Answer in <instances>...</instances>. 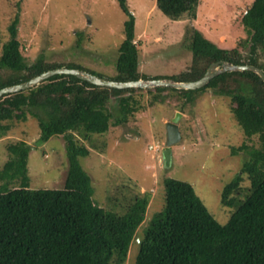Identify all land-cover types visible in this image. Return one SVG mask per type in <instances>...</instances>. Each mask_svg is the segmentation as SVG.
I'll list each match as a JSON object with an SVG mask.
<instances>
[{"label": "trees", "instance_id": "obj_1", "mask_svg": "<svg viewBox=\"0 0 264 264\" xmlns=\"http://www.w3.org/2000/svg\"><path fill=\"white\" fill-rule=\"evenodd\" d=\"M126 1L116 0L126 20L124 39L117 47V77L110 81L191 82L219 61L255 66L264 73V0H253L241 16L246 39L239 46L248 48L246 55L236 48L219 49L192 29L190 67L177 76L149 78L137 71L134 18ZM197 7L198 0H155V8L173 22L196 19ZM17 24L15 16L7 28L9 39L0 46V89L64 66L45 64L41 58L25 64ZM207 88L231 97L229 111L234 120L246 138H257L258 148L247 150L242 144L232 149L233 153L247 150L241 171L249 183L247 193L243 200L230 198L243 181L240 174L223 188L221 203L234 210L221 225L190 184L167 178L163 183L164 208L138 238L136 231L144 220L147 197H136L122 214L97 205L92 200L90 177L77 162V157L86 156L88 150L75 140L76 136L95 147L93 136L123 124L125 115L111 122L105 103L111 96L135 90L97 87L74 76L55 75L34 88L3 95L0 138L10 130V123L25 122L29 115L37 119L41 142L52 136L66 139L68 170L62 189H29L26 168L30 148L23 141L6 142L8 159L0 168V264H125L133 242L137 246L133 264H264V83L251 72H226L198 90L154 91L190 103L196 92ZM164 96L154 99L163 101ZM123 102L119 101L118 111L124 114Z\"/></svg>", "mask_w": 264, "mask_h": 264}, {"label": "rangeland", "instance_id": "obj_2", "mask_svg": "<svg viewBox=\"0 0 264 264\" xmlns=\"http://www.w3.org/2000/svg\"><path fill=\"white\" fill-rule=\"evenodd\" d=\"M252 1L198 0L196 19L173 22L155 8V0H127L134 18L138 73L149 78L177 76L186 71L192 60L188 50L192 29L219 49L236 48L246 55L248 48L239 46L246 39L241 16ZM15 16L25 64L41 58L45 64L80 67L106 80L117 77V47L124 39L126 18L116 0H0V46L8 41L7 28ZM134 90L108 98L105 109L112 115L111 122L121 115L126 121L110 126L103 135L93 136L95 147L75 136L77 143L88 150L86 156L77 157V162L90 177L92 200L122 214L136 197H147L144 220L136 231L138 238L162 212L163 183L171 178L190 184L213 218L225 224L234 207L222 205L223 188L240 174L243 181L230 198L244 199L249 183L241 171L247 150L258 148L257 138H246L230 113L231 97L207 88L196 92L187 103L154 89ZM159 95H165V99H154ZM120 100H124V114L118 111ZM176 113L180 114V140L172 146L170 163L165 166L162 149L166 123ZM10 125L0 138V168L8 159L6 142L23 141L30 148L28 188L62 189L68 170L66 139L52 136L41 142L37 119L29 115L25 122ZM242 144L247 150L232 152ZM136 250L133 242L125 264L134 263Z\"/></svg>", "mask_w": 264, "mask_h": 264}, {"label": "water", "instance_id": "obj_3", "mask_svg": "<svg viewBox=\"0 0 264 264\" xmlns=\"http://www.w3.org/2000/svg\"><path fill=\"white\" fill-rule=\"evenodd\" d=\"M226 72H251L255 74L263 83H264V73L263 71L255 66L251 65H233L225 61H219L212 63L208 66L204 75L196 80L191 82H174L171 80L163 79H138L136 81L128 82H115L99 78L90 73L79 69H67V68H56L52 70L45 71L28 81L7 86L0 89V98L3 95L13 94L21 91H26L28 89L38 86L43 81L49 79L55 75H70L75 78L92 84L97 87L110 88L114 90H127V89H155V88H174L177 90H198L203 88L207 83L214 77L226 73ZM180 117L179 113H176L174 117L166 123V135H165V144L162 149V156L164 159L165 166H168L171 158V148L174 144L178 143L180 140V133L178 131L177 122Z\"/></svg>", "mask_w": 264, "mask_h": 264}]
</instances>
